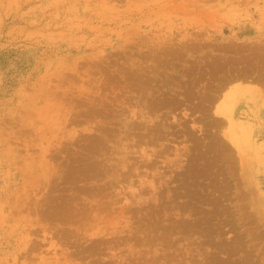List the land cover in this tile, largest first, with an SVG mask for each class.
Masks as SVG:
<instances>
[{"label": "rangeland", "instance_id": "374dc122", "mask_svg": "<svg viewBox=\"0 0 264 264\" xmlns=\"http://www.w3.org/2000/svg\"><path fill=\"white\" fill-rule=\"evenodd\" d=\"M0 264H264V0H0Z\"/></svg>", "mask_w": 264, "mask_h": 264}, {"label": "bare ground", "instance_id": "6f19581e", "mask_svg": "<svg viewBox=\"0 0 264 264\" xmlns=\"http://www.w3.org/2000/svg\"><path fill=\"white\" fill-rule=\"evenodd\" d=\"M233 81V80H232Z\"/></svg>", "mask_w": 264, "mask_h": 264}]
</instances>
